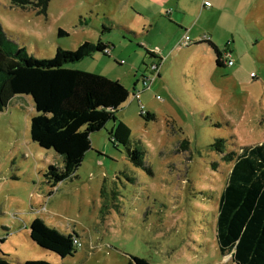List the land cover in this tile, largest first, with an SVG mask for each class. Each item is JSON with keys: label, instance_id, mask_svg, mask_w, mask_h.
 Instances as JSON below:
<instances>
[{"label": "rangeland", "instance_id": "rangeland-1", "mask_svg": "<svg viewBox=\"0 0 264 264\" xmlns=\"http://www.w3.org/2000/svg\"><path fill=\"white\" fill-rule=\"evenodd\" d=\"M137 7V0H52L39 15L0 0L4 31L35 58L90 45L82 61L66 67L120 81L130 91L117 116L132 131V147L145 154V167H137L123 145L115 147L112 121L92 136L75 177L52 188L45 173L51 165L62 168L63 158L32 141V98H14L0 112V253L51 264H128L130 256L154 264L230 262L217 239L220 199L234 166L225 156L264 143L262 6L252 11L251 26H241L229 8L195 19L199 32H221L234 63L225 67L206 43L167 52L163 45L143 47V39H166V17L154 21L151 34ZM227 24L235 33L225 31ZM61 30L68 35L59 37ZM99 40L112 45L111 56L96 50ZM221 139L227 143L218 149ZM35 219L78 234V253L65 260L35 245L29 230Z\"/></svg>", "mask_w": 264, "mask_h": 264}, {"label": "trees", "instance_id": "trees-1", "mask_svg": "<svg viewBox=\"0 0 264 264\" xmlns=\"http://www.w3.org/2000/svg\"><path fill=\"white\" fill-rule=\"evenodd\" d=\"M10 1L14 8L42 15L47 13L52 0ZM67 35L63 30L59 32V37ZM204 43H209L216 52L217 65L225 67L227 50L220 51L211 41ZM90 50L86 43L74 52L58 48L53 59H37L26 49L18 48L0 23V112L18 96L32 98L37 112L31 120L32 141L43 149L54 150L64 162L62 168L51 165L45 173L52 188L75 177L92 149V136L112 121L116 128L109 133L111 142L115 147L123 145L137 167H145V154L132 147V131L117 116L129 101L130 91L120 81L66 67L82 61ZM96 50L112 55V48L103 40H99ZM226 143L225 139L218 140L215 147L221 149ZM225 160L234 166L220 199L217 222L220 252L225 258L232 256L231 264H264V143L243 146L227 154ZM103 209L105 214L106 207ZM29 230L34 244L45 251L63 259L78 253L76 242L81 241L78 234H61L40 219H35ZM0 264L51 263H20L1 252ZM128 264L154 263L130 256Z\"/></svg>", "mask_w": 264, "mask_h": 264}, {"label": "crops", "instance_id": "crops-1", "mask_svg": "<svg viewBox=\"0 0 264 264\" xmlns=\"http://www.w3.org/2000/svg\"><path fill=\"white\" fill-rule=\"evenodd\" d=\"M206 3H210L211 6H206ZM137 4L138 7L136 9V13L146 18L147 22L145 23H150L151 28L149 33L151 34L153 29L156 27V25L152 26V24L155 23L154 21H157L160 18L164 19L166 17V39L163 41H156L155 39L153 40L148 38L143 39L141 44L147 49L157 47L155 45H163L166 47V52L170 49H181L184 45L186 46V36L190 37L191 45L197 44V46H200L205 44L204 42L206 41H211V43H213L220 51H224L221 45V43H223L221 39V32L216 33L217 31H214L209 27L202 30L203 32H199L197 25L194 22L195 19L199 22L198 20H200L203 16L207 18L216 17L219 13H222L223 10L228 8L231 9L236 16L237 14L240 15L238 22L241 26H251L256 22L251 19L253 17L251 16V13L255 9L256 5L260 4L262 6L260 8V13L263 16L262 22L264 23V0H137ZM196 17H198V19ZM107 20L114 24L115 28L124 29L123 26L118 24H116V26L114 21L110 19ZM146 26L147 24H144L143 28H146ZM224 27L226 32H230L231 34L235 33V25L227 24ZM103 42L112 48L111 44L104 40ZM191 45L187 46L189 47ZM150 51L153 52V50ZM9 256L15 261L20 263L23 262L20 257ZM231 257L232 256L230 255L225 259L229 260V263H231ZM48 261L58 264V261L54 259Z\"/></svg>", "mask_w": 264, "mask_h": 264}, {"label": "built area", "instance_id": "built-area-1", "mask_svg": "<svg viewBox=\"0 0 264 264\" xmlns=\"http://www.w3.org/2000/svg\"><path fill=\"white\" fill-rule=\"evenodd\" d=\"M206 6H211V4L210 3H206ZM208 39V38H207ZM185 44H186V46L187 45H191V39H190V37L189 36H186L185 37ZM107 53L108 54H110L111 52L110 51H107ZM224 58H225V60H226V63L228 64V65H230V66H232L234 63H233V61L231 60V58H232V53L231 52H226L225 53V55H224ZM77 243V246H78V248H81L82 247V242L80 241V242H76Z\"/></svg>", "mask_w": 264, "mask_h": 264}]
</instances>
